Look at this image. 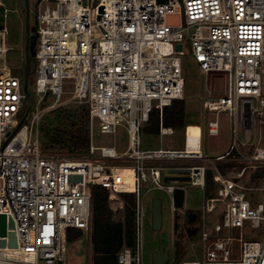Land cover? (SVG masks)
<instances>
[{
  "label": "built area",
  "instance_id": "built-area-1",
  "mask_svg": "<svg viewBox=\"0 0 264 264\" xmlns=\"http://www.w3.org/2000/svg\"><path fill=\"white\" fill-rule=\"evenodd\" d=\"M30 11L36 35V68L29 80L34 105L18 128L24 96L21 73L13 74L6 60L10 46L6 25L0 23V214L6 217L0 264L62 262L67 228L91 229L93 199L117 200L122 206L124 196L135 199V248L123 246L118 261L142 264L143 193L164 190L174 215L179 209L173 204L174 189H183L185 183L204 188L207 169L218 186L188 220L195 231L202 230L203 256L176 263L168 252L165 264H264V0H38L34 8L29 4ZM185 47L204 74L213 70L226 75L223 94L202 98L204 109L226 115L232 132L228 149L216 156L202 154L201 128L198 152L188 151V125L183 149L140 148V132L153 109L160 113L158 134L174 132L162 124L161 111L173 99L183 98ZM64 83L73 89L61 99ZM48 94L51 101L41 107ZM67 101L87 108L88 151L45 152L38 137L41 117ZM239 122L246 131L243 140L237 134ZM255 123L262 144L246 155L241 148L251 145ZM118 126L127 135L124 150L93 143L95 129L114 134ZM207 132L218 134L216 118L207 121ZM108 158L124 162L108 164ZM161 159L204 163H151ZM115 166L132 167V189L118 187ZM171 167L189 170L167 173L166 182L163 171ZM73 175L81 179L73 180ZM252 178L259 185L252 184ZM94 185L105 186L107 193L95 194ZM250 190H258L261 201L247 199ZM216 209L218 220L210 229L204 213ZM10 233L15 245L9 244Z\"/></svg>",
  "mask_w": 264,
  "mask_h": 264
},
{
  "label": "rangeland",
  "instance_id": "rangeland-1",
  "mask_svg": "<svg viewBox=\"0 0 264 264\" xmlns=\"http://www.w3.org/2000/svg\"><path fill=\"white\" fill-rule=\"evenodd\" d=\"M38 0H29L31 7H35ZM30 24L33 23V13H29ZM23 19L24 11L18 3V0H0V23H5L7 34L5 42L10 49L6 53V60L11 66L12 73L19 75L22 65V48H23ZM188 48L185 47V53L181 56L182 74L185 79L184 86V113L188 124L194 132H200L201 128V152L204 156H216L226 151L232 140V132L230 125L227 122L226 115L221 112L215 115L210 113L202 106V98L210 95H221L226 90V75L220 71H208L206 74L202 72L201 67L197 64L194 58L189 54ZM205 85V86H204ZM63 93L61 99L68 97L73 89L70 83L62 85ZM51 101V96L48 94L40 103V106H46ZM78 104L72 101H67L60 107L67 109H76ZM82 115L86 117L85 108L81 109ZM58 109L46 110L40 120L38 137L40 144L43 143L44 137L41 134L40 127L42 124H51L53 118L57 115ZM217 119L219 123V132L217 135H211L207 132V121ZM257 120V117L255 116ZM146 122L143 123L145 125ZM200 126V127H199ZM237 134L240 139H245L246 131L242 128L241 123H238ZM140 148L141 149H183L184 134L183 128L174 129L173 133L159 135L158 133L146 132L141 129L140 132ZM251 145L241 148L244 154L248 155L253 152L255 146L262 144L260 133L257 130L256 123L250 130ZM93 143L101 145H114L117 151H122L127 146V135L123 127L118 126L114 134L100 133L97 129L94 130ZM53 153L67 154L64 151L53 150ZM93 162L102 163V159H91ZM108 164H122L121 159L106 160ZM174 165H188L192 163H204L203 160L185 161L171 160ZM154 164H162V161H157ZM252 184L259 185V180L255 179ZM213 188L215 189L218 184ZM146 183L141 185V193H143ZM183 205L175 210L174 215L171 210L170 199L168 194L159 188L152 189L143 193L142 203L145 210V215L141 227V260L142 264H152V255L155 251L165 250L174 255L176 263L188 260H200L203 256V244L201 241L202 230L199 228L192 234L189 230L194 229L191 222L189 224L186 216L189 213L199 212L204 200L205 190L198 185L185 183ZM214 194V191H213ZM154 197L161 201V224L159 228H154L151 221V202ZM246 198L252 202L261 201V194L258 190L246 191ZM115 203V204H114ZM108 201V205L112 210V217L115 220H123L124 216V200L122 206L119 201ZM121 206V207H120ZM219 209L213 213L205 212L206 219L204 220L206 227L210 228L218 220ZM174 222V224H173ZM211 229V228H210ZM39 264H92V246H91V231L86 230L81 237H78L66 245L65 258L62 262L55 261L54 263H46L43 260Z\"/></svg>",
  "mask_w": 264,
  "mask_h": 264
},
{
  "label": "trees",
  "instance_id": "trees-1",
  "mask_svg": "<svg viewBox=\"0 0 264 264\" xmlns=\"http://www.w3.org/2000/svg\"><path fill=\"white\" fill-rule=\"evenodd\" d=\"M76 109L57 107L58 113L51 124H42L41 134L44 137L40 144L45 152L53 150L64 151L68 154L86 153L89 148V119L87 108L79 104ZM86 111V117L82 110ZM160 113L153 109L149 113L146 124L142 130L158 133ZM161 121L165 126L173 129L184 128L190 122L186 121L184 113V99H173L170 104L164 105L161 111ZM120 165V164H115ZM255 171L253 176L259 173ZM211 170L207 169L205 174V195H209L214 188ZM256 178H252L255 181ZM257 180V179H256ZM95 194H106L107 188L102 185H94ZM123 220H115L112 210L105 198H94L91 208V246L92 264H121L118 261V253L123 246L132 250L135 248V199L132 196H124ZM84 230L77 227H68L66 230V242H70L83 235Z\"/></svg>",
  "mask_w": 264,
  "mask_h": 264
},
{
  "label": "water",
  "instance_id": "water-1",
  "mask_svg": "<svg viewBox=\"0 0 264 264\" xmlns=\"http://www.w3.org/2000/svg\"><path fill=\"white\" fill-rule=\"evenodd\" d=\"M19 5L24 11V19H23V32H24V43L22 48V65H21V75H20V85L21 90L24 94L23 96V106H22V115L20 121L16 128L22 125L27 119L34 105V94L29 91V80L30 76L34 74L36 68V57L34 56V44L36 41V35L34 34V26L30 24L29 18V0H18ZM1 26V25H0ZM176 49H181V44L177 43L175 45ZM188 168L184 167H171L166 168L163 171V180L168 182L170 181L167 173H186L188 172ZM187 176H176L177 179L186 178ZM73 180H80V175H73ZM184 199V190L182 188H175L173 192V204L176 208H180L183 205ZM5 214H0V235L5 234ZM151 221L154 228H159L161 224V201L159 198L154 197L151 202ZM12 225V221L10 219L9 222ZM195 229L191 230L189 234H192ZM0 244H4V240H0ZM10 245H15V237L13 233H10ZM168 259V251L158 250L155 251L152 255V264H165Z\"/></svg>",
  "mask_w": 264,
  "mask_h": 264
},
{
  "label": "bare ground",
  "instance_id": "bare-ground-1",
  "mask_svg": "<svg viewBox=\"0 0 264 264\" xmlns=\"http://www.w3.org/2000/svg\"><path fill=\"white\" fill-rule=\"evenodd\" d=\"M188 133V151L198 152L197 140L200 137V132H194L191 128L187 127ZM194 149V150H193ZM116 176L119 179L118 187L120 189H132L134 171L130 166H115L114 169ZM115 201H112L114 203ZM115 204V203H114ZM12 250H10L11 252Z\"/></svg>",
  "mask_w": 264,
  "mask_h": 264
},
{
  "label": "crops",
  "instance_id": "crops-1",
  "mask_svg": "<svg viewBox=\"0 0 264 264\" xmlns=\"http://www.w3.org/2000/svg\"><path fill=\"white\" fill-rule=\"evenodd\" d=\"M146 150V149H145ZM171 160H185V161H196L197 159H161V160H151V163H157V161H162L163 165H174L172 163H170ZM160 164V165H162ZM215 187V185H214ZM205 190V189H204ZM213 193V190L210 192L209 195H211ZM169 252V251H168Z\"/></svg>",
  "mask_w": 264,
  "mask_h": 264
},
{
  "label": "flooded vegetation",
  "instance_id": "flooded-vegetation-1",
  "mask_svg": "<svg viewBox=\"0 0 264 264\" xmlns=\"http://www.w3.org/2000/svg\"><path fill=\"white\" fill-rule=\"evenodd\" d=\"M23 41H24V39H23ZM189 214L186 216V218H187V220H189ZM187 230H189V232L192 230V229H187ZM162 251H165V250H162Z\"/></svg>",
  "mask_w": 264,
  "mask_h": 264
},
{
  "label": "clouds",
  "instance_id": "clouds-1",
  "mask_svg": "<svg viewBox=\"0 0 264 264\" xmlns=\"http://www.w3.org/2000/svg\"><path fill=\"white\" fill-rule=\"evenodd\" d=\"M184 129V128H183Z\"/></svg>",
  "mask_w": 264,
  "mask_h": 264
}]
</instances>
